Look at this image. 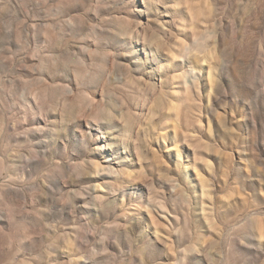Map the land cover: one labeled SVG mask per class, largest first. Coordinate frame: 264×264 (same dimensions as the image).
I'll return each instance as SVG.
<instances>
[{"label":"rangeland","instance_id":"1","mask_svg":"<svg viewBox=\"0 0 264 264\" xmlns=\"http://www.w3.org/2000/svg\"><path fill=\"white\" fill-rule=\"evenodd\" d=\"M0 264H264V0H0Z\"/></svg>","mask_w":264,"mask_h":264}]
</instances>
